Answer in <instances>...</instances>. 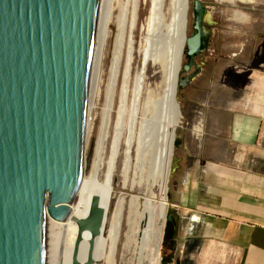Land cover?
Listing matches in <instances>:
<instances>
[{"label": "water", "instance_id": "95a60500", "mask_svg": "<svg viewBox=\"0 0 264 264\" xmlns=\"http://www.w3.org/2000/svg\"><path fill=\"white\" fill-rule=\"evenodd\" d=\"M140 6L0 0V264L104 263ZM194 11L183 72L205 47L199 0Z\"/></svg>", "mask_w": 264, "mask_h": 264}, {"label": "crops", "instance_id": "0c3cea01", "mask_svg": "<svg viewBox=\"0 0 264 264\" xmlns=\"http://www.w3.org/2000/svg\"><path fill=\"white\" fill-rule=\"evenodd\" d=\"M262 49L255 53L259 68L248 94L244 91L232 107L222 110L229 125L212 135L217 149L222 145L223 162L209 158L206 164L186 163L175 177L171 206L178 215L176 241L182 247L169 251L165 264H264ZM201 128L196 137L204 134Z\"/></svg>", "mask_w": 264, "mask_h": 264}, {"label": "bare ground", "instance_id": "6f19581e", "mask_svg": "<svg viewBox=\"0 0 264 264\" xmlns=\"http://www.w3.org/2000/svg\"><path fill=\"white\" fill-rule=\"evenodd\" d=\"M148 1L150 13L143 30L145 41L139 58L142 64L135 70L132 91L135 107L144 98L149 104L140 134L136 138L130 136L127 139L124 156L126 183L133 169L134 183L140 186L145 184L148 189L146 192L150 196L143 205L138 198H133L130 202L125 197L119 199L109 238L106 264H161L162 260L169 184L174 170L177 143L176 132L181 127L183 118L178 90L184 68L191 6L190 0ZM224 1L232 5L250 6L256 4L257 0ZM142 8L143 0L140 20ZM234 17L237 21L242 20V23L248 18L241 12H236ZM203 30L202 28V34ZM202 130L198 128L196 133L200 135ZM135 147L137 155L132 162L131 154ZM155 186L160 191L159 204L153 197L152 190ZM127 204L128 232L124 245L127 255L122 256L123 261L119 263L118 246L126 221Z\"/></svg>", "mask_w": 264, "mask_h": 264}, {"label": "rangeland", "instance_id": "374dc122", "mask_svg": "<svg viewBox=\"0 0 264 264\" xmlns=\"http://www.w3.org/2000/svg\"><path fill=\"white\" fill-rule=\"evenodd\" d=\"M199 2H201L202 7L207 11L204 18L205 21L211 20L209 23V46L196 58L195 65L188 72H182L181 74L182 79L189 78L190 80L185 88L178 90V101L181 106L183 118L181 120V127L176 132V141L179 144L175 147V160L177 161H174V165L177 168L173 171L170 180L167 208L165 207L167 209V215H172L173 213L174 217L178 216L175 209L171 206L175 177L181 176L182 168L186 163L195 166L202 161L206 164L209 158L223 162L224 153L222 145L217 149V145L211 142V139L214 138L212 135L215 136V132H221L224 130V127L229 125V116L223 113L222 110L232 107L244 91L248 94V87L252 79L251 76L259 68L258 63H254L257 57L255 53H258V48L261 49L264 47V0H257L256 4L254 3L250 6H244L242 4L232 5L224 0H199ZM194 4L195 0H190L191 8L189 13L188 37L194 33ZM236 12L245 14L248 17L246 18V22L242 23V20L237 21L234 17ZM250 12H254L255 14L252 19L250 18ZM149 13L150 3L148 0H143L138 57L135 70L142 64L139 62L140 50L145 41L143 30L147 23ZM261 54L264 55V49L261 50ZM188 62L189 60L185 54L183 66L187 65ZM131 97L132 105L124 131V153L127 148V139L130 136L132 138L139 136L147 105L149 104L144 98L135 107L132 90ZM201 126L204 128V134L201 137H196L194 133ZM227 151L231 152L228 149ZM136 155L135 147L131 154L132 162L136 158ZM225 162H229V159ZM125 178V156H123V163L118 176L115 212L120 201L119 199L122 197H125L128 202L133 198H138L140 204L143 205L146 202L145 200L150 196L148 191L146 192L148 189L145 184L140 186L134 183L133 169L131 170L127 183ZM144 188H146L145 191ZM152 192L155 201L158 203V199H160L158 187L155 186ZM125 209L126 221L122 227L121 241L118 246L119 263L123 261L122 256L127 255L124 245L127 242L129 204H127ZM166 224L162 244L161 264L166 263L169 257V251L172 250V244L170 242L167 243L168 240L166 239V232L170 228V222L168 221ZM181 247L182 243L178 242L176 251ZM108 251L109 243L106 258ZM103 264H106V259Z\"/></svg>", "mask_w": 264, "mask_h": 264}, {"label": "flooded vegetation", "instance_id": "af4514ba", "mask_svg": "<svg viewBox=\"0 0 264 264\" xmlns=\"http://www.w3.org/2000/svg\"><path fill=\"white\" fill-rule=\"evenodd\" d=\"M248 10H249V9H248ZM248 10H247V11H248ZM206 12H207L206 9H204V8L202 7V11H201V18H202V19H201V22H202V28L204 29V30H203V31H204V34H203V42L205 43V47L203 48V51H202V52H204V51L208 48V46H209L208 39H209V37H210V35H209V34H210V33H209V29H210V27H209V23L211 22V20H208V21L206 20V21H205L204 18H205ZM250 13H251L250 18H251V19L254 18V16H255L254 12H250ZM250 18H249V20H251ZM251 21H252V20H251ZM251 21H250V22H251ZM250 22H249V23H250ZM194 28H195V23H194ZM194 28H193V29H194ZM196 33H197V32H196L195 29H194V33H193L191 36L195 35ZM191 36H190V37H191ZM202 52H201V53H202ZM201 53H200V54H201ZM200 54H199V55H200ZM199 55H198L197 57H199ZM197 57H196V58H197ZM196 58H195V60H196ZM188 60H189V59H188ZM189 63H190V62H188V64H189ZM194 65H195V63L193 64V66H194ZM193 66H192V67H193ZM175 216H176V215H175Z\"/></svg>", "mask_w": 264, "mask_h": 264}, {"label": "trees", "instance_id": "16d2710c", "mask_svg": "<svg viewBox=\"0 0 264 264\" xmlns=\"http://www.w3.org/2000/svg\"><path fill=\"white\" fill-rule=\"evenodd\" d=\"M169 222H170V228L167 229L166 239L168 240L167 243L170 242L172 244L171 251H175L177 249L176 238L178 236L179 220L175 218V221L170 220Z\"/></svg>", "mask_w": 264, "mask_h": 264}]
</instances>
